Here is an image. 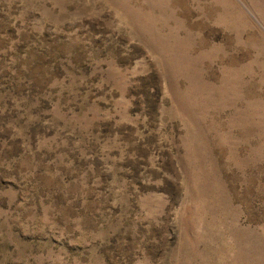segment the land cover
I'll use <instances>...</instances> for the list:
<instances>
[{
	"label": "rangeland",
	"instance_id": "1",
	"mask_svg": "<svg viewBox=\"0 0 264 264\" xmlns=\"http://www.w3.org/2000/svg\"><path fill=\"white\" fill-rule=\"evenodd\" d=\"M0 264H264V0H0Z\"/></svg>",
	"mask_w": 264,
	"mask_h": 264
}]
</instances>
